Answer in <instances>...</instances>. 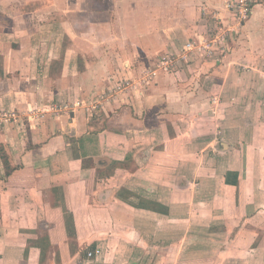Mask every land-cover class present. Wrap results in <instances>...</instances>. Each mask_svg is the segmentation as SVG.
<instances>
[{
    "label": "crops",
    "instance_id": "crops-1",
    "mask_svg": "<svg viewBox=\"0 0 264 264\" xmlns=\"http://www.w3.org/2000/svg\"><path fill=\"white\" fill-rule=\"evenodd\" d=\"M25 1L0 0V107L60 110L1 124L0 264H264V4L220 61L119 87L228 0Z\"/></svg>",
    "mask_w": 264,
    "mask_h": 264
},
{
    "label": "built area",
    "instance_id": "built-area-1",
    "mask_svg": "<svg viewBox=\"0 0 264 264\" xmlns=\"http://www.w3.org/2000/svg\"><path fill=\"white\" fill-rule=\"evenodd\" d=\"M264 4V0H228L227 8L231 13L229 16L230 22L216 24L214 32L212 34H199L195 37L187 39L183 44V47L179 51H168L158 59L157 67L150 68V77H154L159 71L174 73L179 69L188 70L191 68L192 63L198 59L207 61L215 59L220 61L228 52L231 43L234 42L239 27H241L252 15L256 6ZM233 16V18H232ZM147 79H143V82ZM132 80L124 78L121 82L128 87ZM121 87V85H119ZM89 106L90 108H94ZM98 250H88L87 255L92 257Z\"/></svg>",
    "mask_w": 264,
    "mask_h": 264
},
{
    "label": "rangeland",
    "instance_id": "rangeland-1",
    "mask_svg": "<svg viewBox=\"0 0 264 264\" xmlns=\"http://www.w3.org/2000/svg\"><path fill=\"white\" fill-rule=\"evenodd\" d=\"M50 2H51V0H31L28 4H27V1H25L22 5H26L25 11H27V12H38V13H40L39 15H44L46 20H52L54 17L57 18L58 15H65V12L69 11V10L70 11L72 10L73 14L75 16V10H73V9H76L78 7L80 8V6H82V4H84V1H81V0H62L61 3L64 7L61 10L60 9L57 10V13L54 14V11H52V9L49 8ZM71 3H73V8H71L72 7ZM60 12L62 14H60ZM76 18L79 21H82L83 20V13H81V15L79 16V12H76ZM241 28L242 27H239L238 34H240V31H242ZM81 30L82 29H80V27H79L78 28L79 33L82 32ZM84 35H86V34H84ZM235 43L236 42L231 43V45H230L231 48H229L230 52L233 50ZM164 54H166V53H164ZM161 55H163V54H159L155 57L149 58V62L146 58L140 59L141 62L138 61L139 66H141L140 70H138V74L136 76L133 75V77H128L129 79L132 80L130 82V85H128V86L135 85L134 84L135 79H137L138 81H141V82H143V79H147V80L151 79L152 78V76L150 77L151 70H149V69L153 68V67H155V68L157 67L158 62H159L158 59L160 58ZM263 59H264V57H262V62L259 63V65L263 64ZM178 71H182V70L180 69V70H177L175 72H178ZM258 75H260V74L258 73ZM118 80L116 81L115 86H119V84H123L121 81L124 80V77L122 79H118ZM117 82H119V83H117ZM112 87L114 88V86H112ZM118 89H120V88L118 87ZM53 102L54 101H52L50 103H53ZM55 105L56 104H51L50 107L49 106L43 107L40 105L33 104L32 106H30L26 109L28 111L27 115H25L26 111H20L16 108H7V107L2 106V107H0V130L2 129L1 124H3V125L6 124V127H5V125H4V127H5V129H8V130H10L11 128H15L17 130H19V129L22 130V128H26L28 120H29V119L27 120V118L29 117V115L32 116V118H33V119H30V124L38 125L42 121L43 116H45L49 112H52V113L57 112L58 113V111L60 109L56 108ZM28 125H29V123H28Z\"/></svg>",
    "mask_w": 264,
    "mask_h": 264
},
{
    "label": "trees",
    "instance_id": "trees-1",
    "mask_svg": "<svg viewBox=\"0 0 264 264\" xmlns=\"http://www.w3.org/2000/svg\"><path fill=\"white\" fill-rule=\"evenodd\" d=\"M0 152H1V155H2V157H3V159H4V161L7 163V168H6V170H7V173H10V167L8 166V162H7V154L5 153V151H3V150H0Z\"/></svg>",
    "mask_w": 264,
    "mask_h": 264
}]
</instances>
